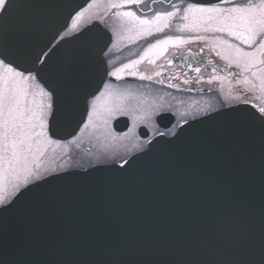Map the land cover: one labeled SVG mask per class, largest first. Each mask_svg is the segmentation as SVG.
Masks as SVG:
<instances>
[{"label": "snow or ice", "instance_id": "1", "mask_svg": "<svg viewBox=\"0 0 264 264\" xmlns=\"http://www.w3.org/2000/svg\"><path fill=\"white\" fill-rule=\"evenodd\" d=\"M122 31L144 47L117 66ZM191 44L196 66L157 63ZM129 77L217 103L189 119ZM86 136L111 151L73 164ZM239 148L247 213L216 186ZM0 264H264V0H0Z\"/></svg>", "mask_w": 264, "mask_h": 264}, {"label": "flooded vegetation", "instance_id": "2", "mask_svg": "<svg viewBox=\"0 0 264 264\" xmlns=\"http://www.w3.org/2000/svg\"><path fill=\"white\" fill-rule=\"evenodd\" d=\"M111 24L118 28V22L110 21ZM119 30V29H118ZM130 33L127 31H122L119 39L113 38V52L111 54V59L114 60L117 66L120 63H126L131 59H136L143 52L144 42L142 40L137 41L134 39H128ZM201 45L191 44L188 46H181L177 49H169L168 52L161 57L157 63H161L165 58L173 59L174 63L171 66L175 71L180 69L176 67L177 64L191 63L196 66V62L201 59V55L207 56V49H205L204 54H198V49ZM183 58V59H181ZM147 72H151L153 66L145 64L141 65ZM202 72L204 71L203 65ZM220 67H223L221 63ZM205 76L207 72H204ZM193 75V74H189ZM123 86L129 87L134 91L143 93L150 100L156 103H163L174 105V111L177 113L187 112L189 119L198 118V113L205 110L209 105H216L217 103V93L215 91L208 90L206 85L197 84L195 89L191 92L187 91H177L176 89H169L166 86L150 84L147 81H139L135 78H127L126 81L120 82ZM144 86V87H142ZM182 87H184L182 85ZM201 87H204V91H201ZM215 87V86H213ZM227 84H225V91H227ZM128 118L125 116H117L113 118L112 125L116 127L120 125L123 127V122ZM179 115L177 120H179ZM182 123V121H181ZM119 130V129H117ZM127 131L128 129H124ZM143 140V138H141ZM126 145V150L134 151L133 144L127 141L124 142ZM134 143V142H133ZM148 147V145H144ZM110 148L105 147V142L103 140L89 139L87 136L84 139L83 144L80 149L72 148V163L75 164L79 162L81 165H85L89 162L95 163L98 159H103L105 155L110 152ZM61 163L64 161L61 160Z\"/></svg>", "mask_w": 264, "mask_h": 264}, {"label": "water", "instance_id": "3", "mask_svg": "<svg viewBox=\"0 0 264 264\" xmlns=\"http://www.w3.org/2000/svg\"><path fill=\"white\" fill-rule=\"evenodd\" d=\"M259 160H253L250 152L245 148L227 151L219 162V172L216 178L218 191L231 190L235 202L242 212L251 211L252 194L256 188L254 181L258 182ZM83 174V173H81ZM106 175L107 173H100ZM162 210L157 209L154 219ZM161 228L174 230L175 225L159 224ZM14 230L18 225H14Z\"/></svg>", "mask_w": 264, "mask_h": 264}]
</instances>
